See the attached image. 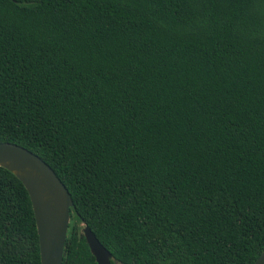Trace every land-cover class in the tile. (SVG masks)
I'll return each mask as SVG.
<instances>
[{"label":"trees","instance_id":"trees-1","mask_svg":"<svg viewBox=\"0 0 264 264\" xmlns=\"http://www.w3.org/2000/svg\"><path fill=\"white\" fill-rule=\"evenodd\" d=\"M73 207L62 264H253L264 251V0H0V143ZM0 264H40L0 168Z\"/></svg>","mask_w":264,"mask_h":264},{"label":"water","instance_id":"water-1","mask_svg":"<svg viewBox=\"0 0 264 264\" xmlns=\"http://www.w3.org/2000/svg\"><path fill=\"white\" fill-rule=\"evenodd\" d=\"M0 168L25 188L34 214L40 264H62L70 222L71 196L55 172L37 155L13 143H0ZM82 233L96 264H111V253L88 226ZM253 264H264V251Z\"/></svg>","mask_w":264,"mask_h":264}]
</instances>
